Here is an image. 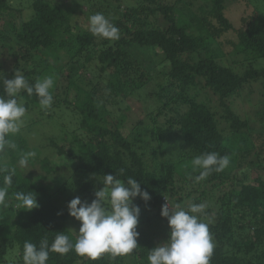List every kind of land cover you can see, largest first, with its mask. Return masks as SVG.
Returning <instances> with one entry per match:
<instances>
[{
  "label": "trees",
  "instance_id": "trees-1",
  "mask_svg": "<svg viewBox=\"0 0 264 264\" xmlns=\"http://www.w3.org/2000/svg\"><path fill=\"white\" fill-rule=\"evenodd\" d=\"M27 1L22 7L0 0V45L13 57L10 70L0 62V73L12 79L18 69L30 84L54 77L53 104L39 111L49 115L62 104L72 111L61 138H49L56 150L53 160L67 161L70 171L52 183L48 175L55 177L59 170L51 157L39 158V150L28 147L20 132L8 137L16 147L0 152V162L16 172L6 206H0V264H23L25 241L39 246L47 238L51 245L58 232L75 244L81 222L61 199L91 203L104 174H116L125 183L131 176L150 194L147 202L139 196L133 201L141 210L139 247L97 259L74 249L64 255L49 252L47 264H148L149 250L169 235L167 218L161 216L167 200L185 208L206 204L200 217L214 242L210 264H264V131L236 108L251 92L247 87L258 83L253 110L264 121L261 13L242 14L233 25L228 5L249 0H85L91 15L102 12L118 27L120 38L111 41L93 36L89 23L75 31V19L60 0ZM56 59L61 66L71 64L69 71L75 65L78 76L66 73L62 99L57 90L61 68L51 63ZM87 71L98 73L95 81ZM19 98L27 109L40 105L35 93L22 91ZM129 99L141 103V113L133 111ZM213 151L229 155V166L195 182L199 170H193L192 159ZM30 152L35 156L21 168L20 157ZM17 191L37 195L39 207L19 209L12 197Z\"/></svg>",
  "mask_w": 264,
  "mask_h": 264
},
{
  "label": "clouds",
  "instance_id": "clouds-1",
  "mask_svg": "<svg viewBox=\"0 0 264 264\" xmlns=\"http://www.w3.org/2000/svg\"><path fill=\"white\" fill-rule=\"evenodd\" d=\"M89 31L93 36L115 41L120 38L118 27L103 13H95L89 17ZM3 81L4 96H0V152L6 148L15 149L16 145L8 139L20 131L22 118L26 107L18 102V95L24 91L29 96L36 94L42 109H49L53 104L52 89L54 77L52 75L37 78L30 84L23 73L15 69L12 79ZM7 97V98H6ZM35 156L30 152L20 157L18 163L21 168H28L29 158ZM229 155L217 152H207L192 159L193 170H199L194 177L195 182L207 178L212 171L221 172L230 164ZM15 168H8L0 162V173L3 184L0 185V206H6L9 198V187L15 175ZM123 172V170H121ZM102 187L95 192V199L88 203L80 197H74L68 202L69 215L81 222L75 244L68 235L58 232L51 245L47 238L40 241L39 246L25 241L23 244V264H47L49 252L61 255L75 250L78 255L97 259L103 253L113 257L133 253L139 245L140 208L134 204L138 196L147 202L150 200L148 191L141 188L137 179L126 177V183L117 175L104 174L98 180ZM12 197L18 202V208L32 210L39 207L37 195L32 192L17 191ZM167 200V198L165 197ZM206 204L190 203L186 208L180 204L161 206V216L167 218L169 235L167 240L149 250L148 264H210L214 250V242L209 225L201 219Z\"/></svg>",
  "mask_w": 264,
  "mask_h": 264
},
{
  "label": "rangeland",
  "instance_id": "rangeland-1",
  "mask_svg": "<svg viewBox=\"0 0 264 264\" xmlns=\"http://www.w3.org/2000/svg\"><path fill=\"white\" fill-rule=\"evenodd\" d=\"M63 4V6L65 7V9L67 10V12H69L72 17L75 19V26L74 30L76 31L77 28H82V29H87L88 28V23H89V17L91 16L89 9H88V3L85 2V0H60ZM10 2L14 3L15 5L18 6H26L28 4L27 0H10ZM230 7V9H228L227 7V14L229 16V19L231 20V22L233 23V25H237L239 22V17L242 16V14H249L251 13L253 10L259 11L261 13V15L264 17V0H249L243 3H236L233 2L231 4L228 5ZM83 11H85V14L82 13ZM97 13V12H96ZM102 13V12H99ZM104 14V13H103ZM1 44V43H0ZM229 50V47H226V51ZM228 58L224 59V62H228ZM0 62H1V66H3L4 68H6L7 70H10L12 67V63H13V57L11 55H9L6 51L5 48H3V46L0 45ZM52 64H55L56 67L61 68L60 69V76L57 78L58 80V92L60 99L63 98V94L65 92V88L67 85V76L66 73H70L71 78H74L75 80L77 79V74L76 72V66L74 65L71 70L69 71V66L71 64H69L68 66H61V61H59L58 59L53 60V62H51ZM88 73L86 74V76L90 79H92L93 81L96 80L98 73L96 71H87ZM247 91L249 92V90H251V92L249 93H244L242 96V99L238 100L236 102L237 106L236 108L239 109L240 112H244L248 115L249 119L253 122H251L252 125H255L257 127V129H261L262 131H264V121H260L259 116H257L255 114V110L256 109V102L258 99V96L260 94L261 87L260 84L258 83H253L252 85H249L247 87ZM253 91V92H252ZM73 92H71L69 94V99L72 98V94ZM143 97V96H141ZM148 98V97H147ZM18 102H24V100L22 98H19ZM131 108L133 109V111H135L136 113H141V103H139L138 101H133L131 99H129V101H127ZM126 103V102H125ZM141 107V108H140ZM39 106H33L30 108H26V113L24 115V117L22 118V123L20 126V133L22 135L25 136L27 142H28V147H35L39 150V158H43V156H49L51 157V161L57 164V168L59 170L58 175H56L55 177H51L50 175H48V179L51 180L52 183H56L59 182L60 180H62V175H66L70 169L68 170V165H67V161H62L61 159H56V161H54L53 159H55L54 154H56V150L49 145L50 144V140L49 138L52 137L54 139L59 140L61 138V135L64 133V130L66 129L67 126H69L70 122L73 121V114L72 111L70 110V108L68 107V105L66 104H62L59 107H56L53 111L46 113L40 112L39 111ZM61 108L63 110V114H61ZM117 114V111L115 112ZM65 126V127H64ZM65 128V129H64ZM54 136V137H53ZM70 138V136H69ZM61 160V161H60ZM62 200V205L63 207H67L68 205V200L66 199H61ZM75 222H78L76 219H74ZM15 249H13L12 252H14ZM134 259H136L134 257Z\"/></svg>",
  "mask_w": 264,
  "mask_h": 264
}]
</instances>
